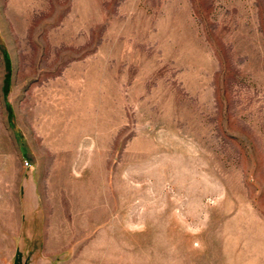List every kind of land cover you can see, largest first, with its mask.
<instances>
[{"label":"rangeland","instance_id":"obj_1","mask_svg":"<svg viewBox=\"0 0 264 264\" xmlns=\"http://www.w3.org/2000/svg\"><path fill=\"white\" fill-rule=\"evenodd\" d=\"M0 264H264V0H0Z\"/></svg>","mask_w":264,"mask_h":264}]
</instances>
